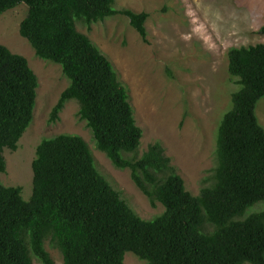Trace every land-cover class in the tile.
Listing matches in <instances>:
<instances>
[{
  "label": "trees",
  "instance_id": "1",
  "mask_svg": "<svg viewBox=\"0 0 264 264\" xmlns=\"http://www.w3.org/2000/svg\"><path fill=\"white\" fill-rule=\"evenodd\" d=\"M25 3L20 33L38 57L61 65L69 86L51 123L70 100L92 130L97 147L165 211L142 218L99 170L77 134L44 138L33 161V193L0 181V264H125L133 252L145 264H264V43L229 49V72L239 86L221 120L211 184L191 193L161 142L137 158L143 138L128 87L106 54L77 23L126 16L148 42L147 12L116 8V0H0V17ZM264 34V26L260 30ZM39 79L28 59L0 44V173L6 148L16 150L34 119Z\"/></svg>",
  "mask_w": 264,
  "mask_h": 264
},
{
  "label": "rangeland",
  "instance_id": "2",
  "mask_svg": "<svg viewBox=\"0 0 264 264\" xmlns=\"http://www.w3.org/2000/svg\"><path fill=\"white\" fill-rule=\"evenodd\" d=\"M115 7L149 13L148 42L124 15L90 26L78 22L77 27L108 56L128 87L144 134L137 153L125 156L141 157L150 145L161 142L187 189L199 195L211 184L217 164L218 129L239 87L229 72L228 52L232 47L264 43L260 33L264 0H116ZM28 12L22 3L0 17V44L25 56L39 79L33 122L16 150H4L7 166L0 173V181L6 186H21L24 198L29 199L39 143L60 134H77L89 144L99 170L142 218L162 214L164 205L160 201L152 204L133 180L131 169L117 168L98 149L92 130L79 115L76 100L66 103L57 122H50L69 80L61 65L38 57L21 35V23ZM257 115L264 126V98L258 103ZM261 210L264 201L249 213ZM46 248L56 264H64L61 251L49 240ZM145 263L133 252L126 254L125 264ZM34 264L42 263L34 257Z\"/></svg>",
  "mask_w": 264,
  "mask_h": 264
}]
</instances>
